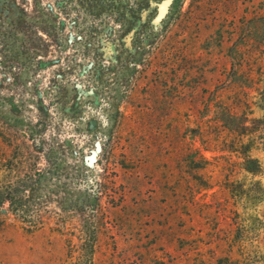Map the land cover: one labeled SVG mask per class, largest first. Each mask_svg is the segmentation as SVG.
<instances>
[{"label":"rangeland","instance_id":"1","mask_svg":"<svg viewBox=\"0 0 264 264\" xmlns=\"http://www.w3.org/2000/svg\"><path fill=\"white\" fill-rule=\"evenodd\" d=\"M0 191V264H264V0H0Z\"/></svg>","mask_w":264,"mask_h":264},{"label":"trees","instance_id":"2","mask_svg":"<svg viewBox=\"0 0 264 264\" xmlns=\"http://www.w3.org/2000/svg\"><path fill=\"white\" fill-rule=\"evenodd\" d=\"M8 195H9V193L7 191H5V192L0 191V204L2 203L3 200H5L7 198Z\"/></svg>","mask_w":264,"mask_h":264},{"label":"bare ground","instance_id":"3","mask_svg":"<svg viewBox=\"0 0 264 264\" xmlns=\"http://www.w3.org/2000/svg\"><path fill=\"white\" fill-rule=\"evenodd\" d=\"M165 5H163L162 7H161V15H163L164 13H165Z\"/></svg>","mask_w":264,"mask_h":264}]
</instances>
